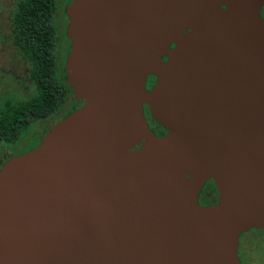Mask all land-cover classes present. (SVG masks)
Masks as SVG:
<instances>
[{
	"label": "water",
	"instance_id": "obj_1",
	"mask_svg": "<svg viewBox=\"0 0 264 264\" xmlns=\"http://www.w3.org/2000/svg\"><path fill=\"white\" fill-rule=\"evenodd\" d=\"M263 10L69 0L66 73L82 106L7 155L0 264H241V235L264 229ZM209 180L219 201L203 206Z\"/></svg>",
	"mask_w": 264,
	"mask_h": 264
},
{
	"label": "trees",
	"instance_id": "obj_2",
	"mask_svg": "<svg viewBox=\"0 0 264 264\" xmlns=\"http://www.w3.org/2000/svg\"><path fill=\"white\" fill-rule=\"evenodd\" d=\"M64 4V17L69 23ZM59 0H15L11 13L12 39L15 48L29 67L33 94L18 101L8 100L0 108V143L9 144L15 150L14 157L35 149L45 134L37 131L44 120H60L72 114L77 99L68 82L66 61L71 41L64 30L68 47L61 55L60 39L55 25ZM72 102V105H68ZM38 124L31 133L29 128ZM25 135V136H24ZM9 152H0V159ZM0 166V170H1ZM215 190V184L211 180Z\"/></svg>",
	"mask_w": 264,
	"mask_h": 264
},
{
	"label": "rangeland",
	"instance_id": "obj_3",
	"mask_svg": "<svg viewBox=\"0 0 264 264\" xmlns=\"http://www.w3.org/2000/svg\"><path fill=\"white\" fill-rule=\"evenodd\" d=\"M14 3L15 0H0V108L8 100L18 101L28 98L34 90L29 78V67L11 39V13ZM54 120L56 118L52 119L50 124ZM37 125L34 123L27 134ZM45 126H48V123H40L37 131L44 130ZM0 152L14 154L15 150L9 144L0 143ZM245 238L249 240L246 246L248 264H264V232L247 234ZM242 258L244 262L247 261L243 255Z\"/></svg>",
	"mask_w": 264,
	"mask_h": 264
},
{
	"label": "flooded vegetation",
	"instance_id": "obj_4",
	"mask_svg": "<svg viewBox=\"0 0 264 264\" xmlns=\"http://www.w3.org/2000/svg\"><path fill=\"white\" fill-rule=\"evenodd\" d=\"M65 3H66V0H59V10H58L56 17H55V25L57 27V32H58L59 39H60V45H59L58 51L61 55H63V51L68 47V43L63 37L64 30L67 29L68 24H69V23H67V21L64 17V8L63 7H64ZM262 17L264 18V10L262 11ZM11 26H12V24H11ZM11 29H12V27H11ZM11 39H12V34H11ZM172 48H174V46H172ZM164 60L167 61L168 58H164ZM156 84H157V78H155L154 76H149L147 78L146 87H147L148 91H151L155 87ZM72 102L73 101H70V103L68 105H72ZM74 104L77 105L76 109H78L79 107L82 106V102L79 100L74 102ZM144 116H145V119L147 121V125H148L149 129L151 131H153L156 134V136L166 137L169 134V131L167 129H165L164 127L159 125L154 120V118L152 117V114L150 112V109H149L148 105H146V104L144 105ZM51 120L52 119L44 120L43 122H41V123H48V126H45L44 130L40 131V133L45 134L46 132L51 130L53 123L57 119L54 120L50 124ZM8 154H10V153H7L4 158L0 159V166L1 167H3V165L9 160V158L7 157ZM11 155L14 156V154H11ZM210 182H211V180L207 181L206 185L203 187V189L199 195V202L203 206H211V205L217 204L219 201L218 191L213 188V186L211 185ZM254 232H264V229H251L250 231L242 234L240 239H239L238 256H239V259L241 261V264H248V261H249L248 260V252L246 250V246H247L249 240L246 239L245 236L247 234H252ZM242 255L247 260L246 262H244Z\"/></svg>",
	"mask_w": 264,
	"mask_h": 264
}]
</instances>
